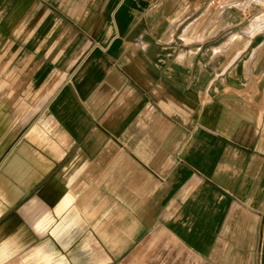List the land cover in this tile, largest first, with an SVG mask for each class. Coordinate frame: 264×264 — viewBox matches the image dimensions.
Masks as SVG:
<instances>
[{
    "label": "crops",
    "instance_id": "1",
    "mask_svg": "<svg viewBox=\"0 0 264 264\" xmlns=\"http://www.w3.org/2000/svg\"><path fill=\"white\" fill-rule=\"evenodd\" d=\"M0 62V264H264V0H0Z\"/></svg>",
    "mask_w": 264,
    "mask_h": 264
},
{
    "label": "bare ground",
    "instance_id": "2",
    "mask_svg": "<svg viewBox=\"0 0 264 264\" xmlns=\"http://www.w3.org/2000/svg\"><path fill=\"white\" fill-rule=\"evenodd\" d=\"M255 24L260 27L261 26L260 20L257 19ZM6 99H7L6 96L0 95V159L3 157L4 158L6 157L7 148H8L10 143L12 144V142H13V140H14L15 136L17 135V132H18V131H12L11 128L7 129L6 126H3L4 120L6 118V116L4 114L5 105H7ZM25 136L26 135H24V139H25ZM19 148H21V147L16 148L12 158L9 159V164L5 168V172H3V173L8 174L9 178H12L11 175H13V174L16 176L15 172H17L16 170L19 169V166L21 163V158H22L21 157V149H19ZM5 160H7V157ZM31 164L32 163H30L29 168L25 171L26 175L22 174L21 176H19L20 178L19 177L17 178L18 182L23 184L25 187H30L32 185L33 181H35L37 179V175H34V176L33 175H30V176L27 175V172L31 171L30 170L32 167ZM14 183H16V182L14 181ZM14 183L11 184V187L14 188V191L12 190V194L8 197V199H5L7 206L13 205L16 202V199L18 198V196L20 195V192L18 191V189H19L18 184L14 185ZM31 202H32V199H30L28 203H31ZM28 203H26L24 206H26ZM17 209H18V207H17Z\"/></svg>",
    "mask_w": 264,
    "mask_h": 264
},
{
    "label": "rangeland",
    "instance_id": "3",
    "mask_svg": "<svg viewBox=\"0 0 264 264\" xmlns=\"http://www.w3.org/2000/svg\"><path fill=\"white\" fill-rule=\"evenodd\" d=\"M13 72V77H14V65L12 64H1L0 62V84L2 83V86L4 88H9V87H15L16 86V80L13 78V79H6V72ZM10 92V95L8 96L9 99H8V103H7V109L9 110L10 113H13L15 115L17 114H21V109L22 108H26L28 105H26L25 103L22 105V101L18 102L15 99L16 95H15V92L13 91V89L11 90H8ZM18 110V111H17ZM31 114V113H30ZM29 123V122H28ZM27 122L21 127V129L17 132V135L15 136L12 144L10 143L8 148H7V151H6V157H7V160L6 157L4 158H1L0 159V176L1 174H3V172H5V168L7 167V165L9 164V159L12 158L16 148V145L17 144H20L21 143V136H22V128L28 124ZM25 131V130H23ZM19 134V135H18ZM18 137V138H16ZM23 144V142H22ZM16 147V148H15ZM30 163H31V159L30 157H28V160H22V162L20 163V166H19V169L16 170L17 172L16 173V176L13 174L11 175V177L13 178V180L17 183V178L19 176H21L22 174L25 173V171L29 168L30 166ZM20 178V177H19ZM25 263H31V260L29 259L27 262L25 261Z\"/></svg>",
    "mask_w": 264,
    "mask_h": 264
}]
</instances>
